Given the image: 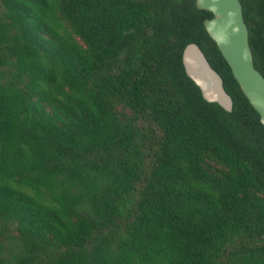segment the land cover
Returning <instances> with one entry per match:
<instances>
[{
	"label": "trees",
	"instance_id": "trees-1",
	"mask_svg": "<svg viewBox=\"0 0 264 264\" xmlns=\"http://www.w3.org/2000/svg\"><path fill=\"white\" fill-rule=\"evenodd\" d=\"M264 77V0H239ZM196 0H0V264H264V125ZM197 44L231 112L205 101Z\"/></svg>",
	"mask_w": 264,
	"mask_h": 264
},
{
	"label": "water",
	"instance_id": "water-1",
	"mask_svg": "<svg viewBox=\"0 0 264 264\" xmlns=\"http://www.w3.org/2000/svg\"><path fill=\"white\" fill-rule=\"evenodd\" d=\"M198 9L212 14L203 24L228 64L233 78L264 125V77L255 68L249 33L239 0H196ZM187 76L199 88L203 99L231 112L233 101L224 89L222 77L210 66L195 43L182 52Z\"/></svg>",
	"mask_w": 264,
	"mask_h": 264
}]
</instances>
